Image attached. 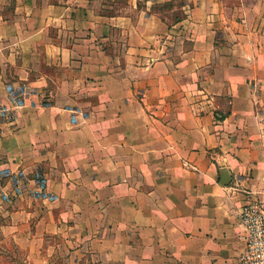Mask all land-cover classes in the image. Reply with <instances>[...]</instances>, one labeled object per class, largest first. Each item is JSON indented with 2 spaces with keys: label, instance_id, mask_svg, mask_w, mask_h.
Instances as JSON below:
<instances>
[{
  "label": "crops",
  "instance_id": "crops-1",
  "mask_svg": "<svg viewBox=\"0 0 264 264\" xmlns=\"http://www.w3.org/2000/svg\"><path fill=\"white\" fill-rule=\"evenodd\" d=\"M8 81L31 94L0 121V168L39 165L56 197L0 177V242L36 264H240L238 210L264 186V0H0Z\"/></svg>",
  "mask_w": 264,
  "mask_h": 264
},
{
  "label": "built area",
  "instance_id": "built-area-1",
  "mask_svg": "<svg viewBox=\"0 0 264 264\" xmlns=\"http://www.w3.org/2000/svg\"><path fill=\"white\" fill-rule=\"evenodd\" d=\"M3 89V92L0 91V121L13 116L25 105L26 99L31 94V88L25 82L8 81L3 84ZM71 117L72 120H76V115L72 114ZM0 177L9 182L16 195L21 196L24 191H27L29 196L41 200L50 201L56 197L48 190L46 177L39 165L34 166L30 177L23 168L8 167L0 168ZM29 180H34V186H27ZM9 194L0 183V205L9 199ZM238 215L244 229L242 238L245 243L239 257L240 264H264V186L261 195L250 198L240 205Z\"/></svg>",
  "mask_w": 264,
  "mask_h": 264
},
{
  "label": "rangeland",
  "instance_id": "rangeland-1",
  "mask_svg": "<svg viewBox=\"0 0 264 264\" xmlns=\"http://www.w3.org/2000/svg\"><path fill=\"white\" fill-rule=\"evenodd\" d=\"M9 241L8 239L0 242V250H8V254H0V264H36L35 261L29 260L26 258L25 254H22L23 251L20 249L18 243ZM25 258V260H24Z\"/></svg>",
  "mask_w": 264,
  "mask_h": 264
},
{
  "label": "water",
  "instance_id": "water-1",
  "mask_svg": "<svg viewBox=\"0 0 264 264\" xmlns=\"http://www.w3.org/2000/svg\"><path fill=\"white\" fill-rule=\"evenodd\" d=\"M220 182L221 183H223V184H225L226 182H228L229 181V179H230V177H228L227 176V174H226V172L225 171H223V172H220Z\"/></svg>",
  "mask_w": 264,
  "mask_h": 264
}]
</instances>
